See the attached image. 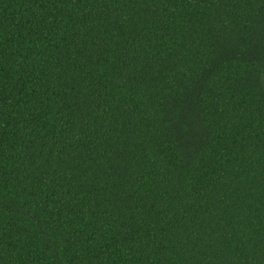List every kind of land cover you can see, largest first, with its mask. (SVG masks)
Wrapping results in <instances>:
<instances>
[{"label": "trees", "instance_id": "16d2710c", "mask_svg": "<svg viewBox=\"0 0 264 264\" xmlns=\"http://www.w3.org/2000/svg\"><path fill=\"white\" fill-rule=\"evenodd\" d=\"M0 264H264V0H0Z\"/></svg>", "mask_w": 264, "mask_h": 264}]
</instances>
